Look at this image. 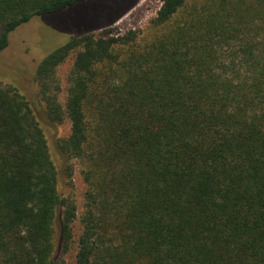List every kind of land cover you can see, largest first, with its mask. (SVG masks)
I'll return each mask as SVG.
<instances>
[{
    "label": "trees",
    "instance_id": "trees-1",
    "mask_svg": "<svg viewBox=\"0 0 264 264\" xmlns=\"http://www.w3.org/2000/svg\"><path fill=\"white\" fill-rule=\"evenodd\" d=\"M90 0H0V52ZM142 31L76 37L34 81L81 163L75 264H264V0H159ZM66 99L57 70L69 58ZM30 103L0 83V264H53L76 207Z\"/></svg>",
    "mask_w": 264,
    "mask_h": 264
},
{
    "label": "rangeland",
    "instance_id": "rangeland-1",
    "mask_svg": "<svg viewBox=\"0 0 264 264\" xmlns=\"http://www.w3.org/2000/svg\"><path fill=\"white\" fill-rule=\"evenodd\" d=\"M160 5L159 0H90L56 14L32 18L9 34L8 45L0 52V83L14 87L30 103L45 132L51 157L58 170V190L76 207L73 242L66 250L57 247L53 264H75L86 186L81 175V163L66 159L58 151L57 143L69 135L70 124L68 120L57 125L48 122L45 104L34 81L36 68L53 50L84 34L106 29H110L114 35L132 29L144 30ZM72 59L69 58L57 70L61 81L57 93L62 104L66 99V76Z\"/></svg>",
    "mask_w": 264,
    "mask_h": 264
}]
</instances>
